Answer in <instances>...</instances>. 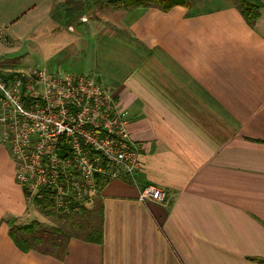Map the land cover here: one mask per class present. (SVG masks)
I'll use <instances>...</instances> for the list:
<instances>
[{
    "label": "crops",
    "instance_id": "1",
    "mask_svg": "<svg viewBox=\"0 0 264 264\" xmlns=\"http://www.w3.org/2000/svg\"><path fill=\"white\" fill-rule=\"evenodd\" d=\"M117 23L87 37L75 70L49 53L24 69L0 56L3 74L94 76L128 112L143 161L136 182L113 178L99 192L101 243L71 238L62 258L24 252L11 227L46 216L16 180L0 134V264H264V6L254 25L235 0L129 7ZM12 24L13 39L31 34V19ZM148 186L164 199L142 201Z\"/></svg>",
    "mask_w": 264,
    "mask_h": 264
},
{
    "label": "built area",
    "instance_id": "2",
    "mask_svg": "<svg viewBox=\"0 0 264 264\" xmlns=\"http://www.w3.org/2000/svg\"><path fill=\"white\" fill-rule=\"evenodd\" d=\"M129 123L128 112L92 75L31 67L9 81L0 77V134L16 180L32 199L51 192L62 214L81 212L95 199L99 177L136 182L143 161ZM164 197L155 186L140 193L142 201Z\"/></svg>",
    "mask_w": 264,
    "mask_h": 264
},
{
    "label": "rangeland",
    "instance_id": "3",
    "mask_svg": "<svg viewBox=\"0 0 264 264\" xmlns=\"http://www.w3.org/2000/svg\"><path fill=\"white\" fill-rule=\"evenodd\" d=\"M46 1H0V24H4V27L0 26V37H3L2 40L0 39V56L3 61L11 62L12 65L17 64L13 67L24 69L28 65L45 61L46 58L42 56L49 53L52 57V64L56 66L61 64L62 68L68 67L69 70H75L77 64L74 61L82 55L81 50L87 44V37L109 30L118 31V23L115 24V22H118L121 13L127 8L123 3L112 0H60L59 6L57 5L54 11L46 4ZM13 18H15V23H18L16 26H23L31 19V34L28 37L22 33V40L12 38L13 27L10 28V26L13 25ZM5 25L8 27L5 28ZM59 30L66 34L63 38L65 43L59 41V39L62 40V36L55 34ZM31 43L37 52L31 47ZM5 45L15 48L10 47L11 49L8 50L4 48ZM66 46H70L71 51ZM64 48L65 55H63ZM9 74L6 73L5 76ZM39 208L44 213L42 207ZM52 211V215H45V222L40 226L49 229L64 227L66 231H71L66 226L65 219L61 217L63 214L57 209H52ZM98 222L96 218V225Z\"/></svg>",
    "mask_w": 264,
    "mask_h": 264
},
{
    "label": "trees",
    "instance_id": "4",
    "mask_svg": "<svg viewBox=\"0 0 264 264\" xmlns=\"http://www.w3.org/2000/svg\"><path fill=\"white\" fill-rule=\"evenodd\" d=\"M114 2L123 3L125 7L150 6L154 5L162 10L168 11L176 5H190V0H112ZM238 8L243 14L246 21L254 25L260 18L263 9L261 0H235ZM17 73H12L7 76L0 73V77L5 81L12 79ZM66 147V144L65 146ZM69 151L65 152L68 155ZM108 178H98L99 192L103 186L109 181ZM25 193L29 195L27 189ZM42 198L34 199L35 204L42 207L45 215L53 214L52 209H55V204L51 192L47 190L42 191ZM90 203V202H89ZM84 205L81 212L70 215L61 216L65 219L66 226L71 231H66L64 227H56L49 229L41 227L40 222L33 221L29 224L16 225L11 227L10 235L17 244V246L24 252L37 250L46 254H53L62 258L67 253V245L71 238H80L89 242L101 243L103 241V227H102V205L98 196L91 201L90 204ZM96 218L99 222L96 225ZM73 230V231H72ZM62 241V242H61Z\"/></svg>",
    "mask_w": 264,
    "mask_h": 264
}]
</instances>
